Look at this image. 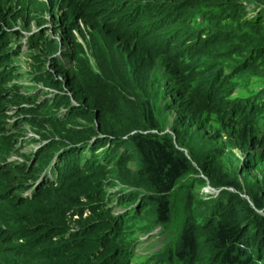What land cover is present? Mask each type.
<instances>
[{
	"label": "rangeland",
	"instance_id": "1",
	"mask_svg": "<svg viewBox=\"0 0 264 264\" xmlns=\"http://www.w3.org/2000/svg\"><path fill=\"white\" fill-rule=\"evenodd\" d=\"M240 1L249 4L262 3L264 0ZM193 7H188L186 10L193 11L195 9ZM0 23V25L9 27L15 25L18 28L17 30L0 27V33L8 34L6 39L0 41V54H8L0 60V229L4 230L0 233V264H18L17 261L21 255L33 256L44 262L51 256L58 257L61 254L52 255V252L40 254L42 249L46 251L45 248L49 246V243L48 241L37 242L38 236L32 230V226L25 223L24 217L31 215L33 203L39 201L46 193L31 200H21L18 192L22 188L18 187L16 190L14 186L19 185L22 178H26L25 175H29L30 170L42 159L40 151L33 154L39 141L53 142L58 137L73 138L88 132L105 133L108 129L117 132L124 128L123 118L106 119L104 114H101L99 108L93 105L96 97L95 91L91 89L86 93L84 85L86 80L94 84L101 83L98 80L103 73L101 60L109 54V43L113 42L119 55L125 56L127 49L122 48L121 43L119 45L112 38V35L108 33L110 31L105 29L106 24L103 19H92L86 23L81 15V8L70 0H0ZM205 25L206 21H195L189 28L195 32ZM214 25L215 28H221L224 31L240 29L238 24L229 19H224ZM176 26L184 28L181 24ZM28 31L32 34L26 36L25 32ZM171 32L170 29H164L158 35L163 37L164 41ZM150 34L146 35L147 42L151 39L148 37ZM210 44L209 47L203 45L206 53L199 54L195 58L198 64L207 66L205 70L194 74L195 84L199 83L198 78H208L218 65L232 64L239 59L237 55L226 56L229 50L222 49L223 45L215 42ZM59 47L60 51L63 50L59 55L70 58L68 65L52 60V56L59 52ZM130 48L134 49L130 59L142 65L147 57L144 50L134 42ZM169 50L164 46L162 51L169 52ZM150 59L151 76L159 75L161 67L156 59L153 57ZM46 71L49 73L44 74ZM167 76L171 82L176 80L177 70L174 66L168 67ZM52 78L55 80L54 83L51 81ZM233 85L232 92L227 96L228 93L224 92ZM259 86H264V72L256 73L248 70L238 73L231 81L212 84L209 89L196 88L195 92L201 93L200 106L203 110L200 112L208 113L206 116L203 113L200 114V116H205L202 120L207 121L208 125L215 124L218 114L214 108L227 100L230 101V105L234 96L249 95ZM45 87H47V92H40ZM50 88H54L65 97L71 95L75 101L72 112L61 121H50L49 114H46L48 107L42 109L38 106L45 102L41 100L48 97ZM156 91L154 87L150 94ZM157 96L159 97L155 101L150 100L149 102L154 114L147 116V120L152 119L160 126L159 129L153 130L158 135L171 137L172 144L181 154L192 160L194 168L193 172L183 176L171 191L169 210L174 209L175 216L170 223L164 225L162 230L167 234L165 243L177 244V234H174L178 218L176 212L181 208H186L187 203L189 204L188 209L194 213V218L200 217L192 220V223L200 225L205 221L206 216L212 214V211L206 213L216 199L211 197L212 193L203 190V188H209L205 183L209 178L199 167V162L204 161L206 157L203 153L205 149L214 151L220 148L219 165L227 171H230L234 165L241 166L240 175L232 176L239 188L232 187L228 189L229 192L238 195L246 204L254 206L251 196V188H253V192L264 208V161L254 164L250 161L257 158L264 159V150L256 153V151L260 152L257 149L258 146L262 145L264 149V134L257 131L258 125H253V129L244 126L236 128V141H231L230 138L226 141L223 138L217 139L219 131L215 128L209 130L211 131L209 138H204L202 130L192 128L187 124H179L176 120L177 113L172 104L176 102L186 110L191 103H187L185 97L176 100L170 95L164 98L157 93ZM217 96L218 99L215 100ZM213 101H215V107H212ZM193 107H196L194 102ZM228 111L229 109L226 114ZM173 127L176 129L175 132H173ZM220 135L223 137L225 132L222 131ZM29 136L33 139L31 140ZM177 136L180 145L177 143ZM7 139L10 142H6ZM231 144L234 147H231ZM137 164V152L133 151V154L126 160L117 165L105 167L106 171L103 173L92 172L88 169L79 172L73 178L74 181L81 177H89L99 180L96 184L83 187V190L70 182L64 186L67 192H71L77 198L74 202L75 214L70 217L65 215V222L69 223L71 228H74L73 230L80 221L88 222L92 219L113 217L119 209L125 210L127 207V214L131 215L134 225H127L132 220L129 217L130 219L122 227V233L111 244L126 247L132 239H140L141 244L136 243L134 254L138 258L133 259L131 264L142 261L143 256L157 249L164 235L161 233V226L158 225L163 223L158 220L157 211L151 206L149 196L151 193L144 184V177L141 173L137 174L139 167ZM24 168H26L25 175L20 176L18 171ZM137 178H139L138 181ZM126 189L131 190L137 198L142 195V202L136 208H132L135 203L132 204L129 200L123 205L117 203V196ZM81 194H83L82 197ZM256 208L257 213L264 215V210L260 212L257 206ZM80 210L81 216L78 222L76 220H79ZM22 231L26 233L19 235ZM155 233H158V236L153 238ZM74 234L61 240L60 244H70L79 240L80 235ZM27 243L32 245L22 246ZM76 250L86 251L88 248H76ZM90 255H93V258L86 259ZM83 257L86 260H92L93 264H106L104 257L99 256L98 251L83 255ZM198 257L200 264H212L214 261L205 247L199 251ZM161 258L164 257L161 256ZM114 262L121 264L120 259ZM156 264L165 263L156 262Z\"/></svg>",
	"mask_w": 264,
	"mask_h": 264
},
{
	"label": "trees",
	"instance_id": "2",
	"mask_svg": "<svg viewBox=\"0 0 264 264\" xmlns=\"http://www.w3.org/2000/svg\"><path fill=\"white\" fill-rule=\"evenodd\" d=\"M70 1L81 8V15L86 23L92 19H103L106 24L105 29L119 40H127L124 35L133 29L135 35L132 39H138L135 44L139 45L147 56L141 65L130 59L134 49L130 48L129 45H126L127 53L125 56L119 55L115 46L109 48V54L101 60L103 73L98 78L101 83L94 84L86 80L84 88L86 93L91 89L95 91L96 97L93 100V105L99 108L106 119H124L125 124L122 130L116 132L108 129L106 132L116 136L127 135L128 145L132 146L138 153L137 174L141 173L144 177V184L147 186L148 192L151 193L149 194L151 206L153 210L161 214L162 218L163 215L169 213L166 210L170 207V195L175 184L183 176L194 170L191 159L181 154L172 144L171 137L167 135L141 133L139 131L130 134V132L160 128L152 119L147 120L146 118L154 114L153 107L149 102L150 100L155 101L159 97L157 93L164 98L169 95L171 98L173 96L191 98L198 110L192 117L176 102L172 106L177 113V122L194 128V124L200 119L198 114L203 108L199 103L200 96L197 93L191 94L189 91L196 85L194 73L199 68L193 59L204 51L203 45L209 47L210 43L215 42L223 45L221 48L233 51L232 54H238L244 58L243 61L233 65H219L210 78V80L213 78L216 83L221 82L225 76H229L228 79L231 81L241 71L264 72V1L262 3L257 2L261 7L254 5L259 10L253 16L248 13V4L242 3L240 0ZM188 7L195 9L193 11L186 10ZM182 9H184L183 12H181ZM224 19L235 22L240 26V29L224 31L221 28H215L214 24H218ZM195 21H206V25L193 32L189 26ZM122 24L125 26H118ZM180 24L184 28H177L176 25ZM164 29H170L172 32L163 41V37L159 36L158 33ZM123 31L126 33L124 34ZM145 31L147 33L141 38L140 36ZM149 33L151 34L148 37L151 39L147 42L145 38ZM166 44L167 49H170L169 52L162 51ZM245 54L246 57H244ZM7 55L1 56L4 58ZM150 57L157 60L158 65L164 69L165 73L151 76ZM169 66H174L177 70V78L173 82L167 76ZM225 67L230 69L228 75L223 72ZM208 80L209 77L199 79L198 84H206ZM51 81L55 82L53 78ZM154 87L158 92L150 94ZM231 89L233 86L229 90ZM251 94L254 95L245 100L246 109L243 110V114L240 110L233 112L237 116L235 118L226 119L229 100L214 108L218 114L216 117L219 122L217 130L219 133L225 132V141L227 138L236 141V128L242 126L253 129V125L256 124L258 125L257 131L264 134V86L254 90ZM62 99L59 102L57 98L56 103H66L67 97L62 96ZM234 102L237 101L234 100ZM38 106L43 109L46 107V102ZM212 107H215V101L212 102ZM174 128H172L173 132L176 131ZM203 137L207 138L206 135ZM6 142H10L9 139ZM177 143L180 145L178 136ZM224 147L228 148V146ZM231 147H234L233 144ZM203 153L206 157L204 161L199 162V167L209 178L210 184L213 186L226 185L238 189L239 186L235 184L232 176H238L242 167L234 165L230 171H227L219 165L220 148H216L214 151L206 149ZM257 159L250 161L253 164L259 163L260 161L256 162ZM69 163L66 161L65 165L61 167V173L64 176L70 172ZM24 171L25 168L18 171V174L23 176ZM32 175L33 173L30 174V177ZM77 175L78 173L74 174L73 177ZM136 180L138 181L139 178ZM98 181L89 177H81L76 180V185L77 187H88ZM14 188L16 189V186ZM251 196L255 204L262 207V202L253 192V188H251ZM220 199L216 210L213 209L212 215L200 225L192 223L191 216L186 215L179 233V245L171 250V254L174 255V264H200L198 253L204 247L214 259L212 264H253L250 255L254 251L264 255V217L251 210L234 193L225 191V195ZM76 200L77 198L71 192H67L64 186H60L46 192L44 197L33 203L31 215L24 217V219L25 223L32 226V230L38 236L37 242L48 241L49 243V246L45 248L46 251L42 249L40 254L52 252V255H61L58 257L51 256L44 262L33 256L21 255L17 261L18 264H36L38 262L43 264H93L92 260H86L83 257V255L94 253L99 245V238L90 234L95 233L102 237L105 228L111 226L110 218L88 221L87 225L78 233V235H87L81 237L79 241L62 245L60 244L62 239H56L65 230V215H68L69 212L74 213L76 210L74 205ZM186 205V208H182L185 212L188 211L189 204ZM244 219H250L252 223H243ZM3 231L0 229V233ZM25 233L22 231L19 232V235ZM106 241L109 245L110 242H114V239L108 238ZM24 245L32 244L27 243L22 246ZM108 247L102 248V252L108 250ZM76 248H88V250H76ZM111 250L112 248L109 249V252ZM63 254H72L78 257L67 259ZM163 257L167 259L166 255Z\"/></svg>",
	"mask_w": 264,
	"mask_h": 264
},
{
	"label": "clouds",
	"instance_id": "3",
	"mask_svg": "<svg viewBox=\"0 0 264 264\" xmlns=\"http://www.w3.org/2000/svg\"><path fill=\"white\" fill-rule=\"evenodd\" d=\"M242 3H244V2H242ZM254 5L261 7L257 2L249 3L247 8H248V13H250L251 16L255 15V13L259 10ZM197 20H199V18H197ZM118 26L124 27L125 25L122 24V25H118ZM0 27L14 28V29L18 30L17 26H15V25L9 27V26L2 24V25H0ZM108 33L110 34V32H108ZM123 33L125 34L126 31H123ZM146 33H147V31H145L140 37L142 38ZM30 34H32V33H30L29 31L25 32L26 36H28ZM134 35H135V32L133 29H131L124 35V38H127V40H119L114 35H112V38L114 40H116V42L119 45L121 43L120 46L122 48L127 49L126 45H129V47H130L132 45V42L135 43L138 41V39H132V37ZM7 37H8L7 33H0V41L6 39ZM188 41H190V40H188ZM113 46H114L113 42L108 44L109 48H111ZM165 47L166 48L168 47L167 44ZM224 49H226V48H224ZM62 52H63V50L60 51V47H59V52L56 53L54 56H52V60L68 65L70 58L61 57L59 54ZM232 52L233 51L229 50V52L226 54V56L237 55L239 57V59L237 61H235L234 63L241 62L244 60V58L242 56H239L238 54H232ZM202 53H206L205 50ZM202 53H200V54H202ZM1 55L2 54H0V60L2 58ZM195 58L193 59L194 61H196ZM196 63L198 64L197 61H196ZM234 63H232V64L224 63V64H220V65H233ZM198 65H199V68L196 72H201V71L205 70V68L207 67L205 65H200V64H198ZM217 67L215 68L214 72L209 76V80L206 84H196L192 89H190L189 92L191 94H196V92H195L196 88L203 87V88L209 89L212 87V84L213 85L217 84L216 81L213 80V78L210 80V78L216 72ZM229 71H230V69L227 67H225L223 69V72L227 75H228ZM246 71H248V70H246ZM241 72H243V71H241ZM46 73L48 74L49 72L46 71ZM162 73H165L163 68H161L159 75ZM228 77L229 76L223 77L221 82L229 81ZM198 79H202V78H198ZM261 86H259L257 89L261 88ZM233 87H234V85H233ZM40 92H47V87H45ZM48 92H49L48 97L46 99L42 98V100H41V101H45L46 107H48L46 114H49L48 118L50 121H53V122L61 121L64 118H66L72 112L73 107L75 106V101L73 100L72 96L69 95V96H67V101L64 100L66 103L60 104L59 102L61 100H63L62 99L63 94L58 93L54 88H50ZM231 92H232V89L229 90L227 93H231ZM37 94L41 95V93H37ZM197 94L200 96V98H199V103H200L201 93L198 91ZM252 95H254V94H249V95L242 96V97L234 96V99L231 101V103L229 105V108H228L229 111H228V114L226 116V119H231V118L237 117L235 115L232 116V114H234L233 112H235L237 110H240L241 114H243V110L246 109L245 100ZM57 98L59 99V102L56 103ZM172 98H176V100L180 99L177 96H173ZM234 100L237 102H234ZM185 101L187 103H191L186 108L185 111L190 115V117L194 116L196 114V112H198V110L196 109V107H193L192 99L185 97ZM55 108H56V110H55ZM36 109H37V107H36ZM201 113L205 114V116L208 114L207 112H201ZM200 114H198V115L200 116ZM205 116H200V119L194 124V128L202 130V137L204 135H206L207 138H209L210 134H211V131H209V130H211L212 128H215V130H217V128L219 126V122L217 120V122L215 124L208 125L207 121L202 120ZM153 130H157V129L154 128V129H148V130L147 129L146 130H133L130 132V134H133L135 131H139L141 133L158 134L156 131H153ZM207 133H209V134H207ZM225 136H226V134L222 137L219 133V135L217 136V139L223 138V140H224ZM29 137H31V136H29ZM30 139L32 140L33 138L31 137ZM127 142H128L127 135L116 136V135H113V134L108 133V132H105V133H103V132H96V133L88 132V133H85L81 136H76L73 138H65V139L58 137V138H55L53 142H51V141H39V144L34 148L35 151L33 154H36L38 151H40L42 159L39 161V163L36 166H34L30 170V174L33 173L32 177H30V174L29 175L24 174L26 176V178H22L21 184L15 185L16 190L18 187L22 188L18 192L19 199L31 200L37 196H41V195L45 194L46 192L50 191L51 189H54V188L60 187V186H66L67 183H69V182L74 183L72 185H76V180L73 181V178H74L73 175L77 174L79 172L88 170V169H91L90 171H92V172L93 171H99L101 173L105 172L106 171L104 169L105 167L119 164L120 162L126 160V158L131 156L133 154V151H136L132 146L128 145ZM44 145H48V146L45 147ZM257 149H259L260 152L256 151V153H261L262 150H264V149H262V145L258 146ZM66 161L70 162L69 163L70 172L67 176H64L61 173V167L63 165H65ZM137 161H138V164H137V166H138L139 165L138 153H137ZM258 161H260L259 163H262L264 161V159L258 158L256 162H258ZM191 163H192V160H191ZM27 166H29V164ZM25 170H26V168H25ZM240 171H242V170H240ZM24 173H25V171H24ZM205 183L208 185L209 188H207V189L203 188V190L204 191L207 190L208 193H212V194H210L211 197L216 199L210 205L208 212L206 213V214H208L210 211H212V213H213V209L216 210L215 208H216L217 204L219 203V201L221 200L220 197L225 195V191L229 192L228 189H232V187L226 186V185L213 186L210 184V180L205 181ZM78 188H81L83 190V187H78ZM219 191H220V193H218ZM82 195L83 194H81L80 196L82 197ZM27 197H29V198H27ZM78 198H79V195H78ZM117 198H118L116 200L117 203L121 204V205H123L124 202L128 201V200L132 204L135 203L132 206V208H136L142 202V195L137 198V195H134L133 192L129 189H126V190L120 192V194H119V196H117ZM246 205L251 210H253L255 213H257L255 211V209H257L256 208L257 205L255 204V202L253 203L254 206H250L248 204H246ZM126 208L127 207H125V210L119 209L116 212V214L113 215V217H111V216L106 217V218H110V219L113 218V219L112 220L109 219V221H111V226L105 228V230L103 231V234H102L103 238L99 237L95 233L90 234L92 236H97L99 238V245L94 250V253L98 251L99 256L104 257V261L106 264H119V263L114 262V260H116V259H120L121 264H131V261H133V259L138 258L134 254H135L136 243L138 245L141 244L140 239H138V238L132 239L126 247H120V246H116L113 244L108 245L107 241H106V239H108V238L109 239L110 238L116 239L117 237H119V235L122 233V230H123L122 227L124 226V223L128 219H130V218L132 219L131 215L127 214ZM258 208H259L260 212L264 210V208H262V207H258ZM133 212H135V210H133ZM166 212H169V213H168V215H163V217L165 216L164 219H163V217L161 218V214L157 212V214L159 216V220L163 223V224H158L161 226V233L164 234V235H162L163 236V239L161 240L162 243H160V245L157 249H154L149 254L143 256L144 259L142 261L137 262L136 264H156V262H163L165 264H174L173 263L174 255L171 254V250H173L174 248H176L179 245V243H178L179 233H180L181 227L184 223V220L186 219V215L189 214V216H191L192 220L193 219L196 220V219L200 218V217L194 218V213L190 209H188L187 212L183 211L182 208L179 209L176 212V214L178 215V218H177V224H176V233L174 232L175 235L177 234V244L175 243L174 245H170V244L165 243L166 238H167V234L163 233L162 230L164 228V225L171 222V219L174 218L175 213H174V209L169 210V208L166 210ZM74 214H75V211H74V213L69 212L68 215L70 217L71 215H74ZM257 214L260 215L261 217H264V215H261L259 213H257ZM211 215L212 214L206 216V218L211 216ZM80 216H81V210L79 213V220H76V221H78V222L80 221ZM100 219H96V220H100ZM96 220H94V221H96ZM89 221H91V220H89ZM87 223L88 222H86V221H80L79 224L76 226L75 230H73L74 228H71L69 223H66L64 232H62L59 236H57L56 239L57 240H61V239L63 240L66 237H69L73 233H75L74 235H78V233L82 230V228L87 225ZM243 223H250L251 224L252 221L250 219H244ZM127 225L128 226L134 225L133 219ZM153 226H155V225H153ZM147 234H149V233H147ZM86 235L87 234H81L79 237V240L81 239V237H84ZM157 236H158V233H155V234H153L152 237L156 238ZM79 240H77V241H79ZM110 243H112V242H110ZM105 246H109L108 250L102 252V248H104ZM114 246H115V248H114ZM128 246H129V248L127 249ZM98 248H99V250H98ZM111 248H112V250L109 252V249H111ZM63 255L67 259H74V258L78 257V256H73L72 254H63ZM163 255H166L167 259L161 258V256H163ZM250 256H251L250 260L253 264H264V255H260L257 251H254L253 254H251ZM89 258H93V255L88 256V258H86V259H89Z\"/></svg>",
	"mask_w": 264,
	"mask_h": 264
}]
</instances>
